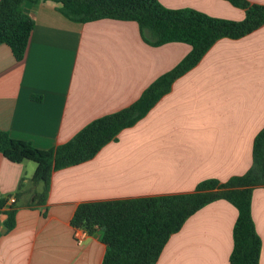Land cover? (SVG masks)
<instances>
[{
    "label": "crops",
    "instance_id": "obj_1",
    "mask_svg": "<svg viewBox=\"0 0 264 264\" xmlns=\"http://www.w3.org/2000/svg\"><path fill=\"white\" fill-rule=\"evenodd\" d=\"M157 1L217 19L244 18L224 0ZM57 7L47 1L21 7L34 22L22 61L0 45V131L42 151L129 106L191 49L183 43L153 47L134 22L74 23ZM263 127L264 25L239 39L218 40L115 142L85 163L54 172L41 204L33 202L41 192L31 183L36 165L0 155V199L14 196L16 209L9 232L0 211V264H102L98 232L80 247L73 241L70 221L79 204L186 194L205 180L242 176ZM236 217L223 200L202 207L168 239L155 264H230ZM251 217L261 243L258 264H264L262 188L252 192Z\"/></svg>",
    "mask_w": 264,
    "mask_h": 264
},
{
    "label": "trees",
    "instance_id": "obj_2",
    "mask_svg": "<svg viewBox=\"0 0 264 264\" xmlns=\"http://www.w3.org/2000/svg\"><path fill=\"white\" fill-rule=\"evenodd\" d=\"M46 1L56 4L57 11L74 23L104 19L134 22L142 40L153 47L183 43L191 49L129 106L91 121L68 142L53 149L38 150L0 131V155L12 163L27 160L36 165L31 183L41 186V192L33 197V202L39 204L47 198L54 172L85 163L108 143L115 142L123 130L143 119L171 91L174 82L194 68L218 40L239 39L264 25V5L247 0H224L243 10L244 18L239 22L212 18L192 9H167L157 0H0V45L9 48L16 62L24 59L34 27L33 20L21 7ZM256 188L264 189V127L254 138L252 163L242 176L226 182L205 180L186 194L82 203L70 224L89 235L98 232L105 247L102 264H155L168 239L190 216L210 203L223 200L237 211L229 263L258 264L261 243L251 217L252 192ZM9 197L0 199L7 232L14 228L16 216L15 207L7 205Z\"/></svg>",
    "mask_w": 264,
    "mask_h": 264
},
{
    "label": "built area",
    "instance_id": "obj_3",
    "mask_svg": "<svg viewBox=\"0 0 264 264\" xmlns=\"http://www.w3.org/2000/svg\"><path fill=\"white\" fill-rule=\"evenodd\" d=\"M15 202V198L14 196H10L8 198V204H13ZM90 235L88 234V232L82 228H73L72 231V238L74 243L76 244V246H82L85 241L88 239Z\"/></svg>",
    "mask_w": 264,
    "mask_h": 264
}]
</instances>
